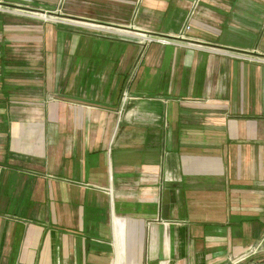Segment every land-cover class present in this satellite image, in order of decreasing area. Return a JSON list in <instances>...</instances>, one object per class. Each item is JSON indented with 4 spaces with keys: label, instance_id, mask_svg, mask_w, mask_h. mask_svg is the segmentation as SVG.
I'll list each match as a JSON object with an SVG mask.
<instances>
[{
    "label": "crops",
    "instance_id": "0c3cea01",
    "mask_svg": "<svg viewBox=\"0 0 264 264\" xmlns=\"http://www.w3.org/2000/svg\"><path fill=\"white\" fill-rule=\"evenodd\" d=\"M5 1L0 264H230L264 249V60L231 53L264 58V0H61L74 21L56 31L53 5L31 1L36 17ZM182 31L178 45L136 38Z\"/></svg>",
    "mask_w": 264,
    "mask_h": 264
},
{
    "label": "rangeland",
    "instance_id": "374dc122",
    "mask_svg": "<svg viewBox=\"0 0 264 264\" xmlns=\"http://www.w3.org/2000/svg\"><path fill=\"white\" fill-rule=\"evenodd\" d=\"M31 1H33V0H16V2L19 4L18 6H13L11 4H7L6 5L4 3H3V5L6 6L5 7L6 9H8V8L10 10L14 9L16 11L21 12L22 14L26 13V14H29V15H32V16H36V17L44 15V12H43V14L39 13L41 11L38 10V7L37 8L34 7ZM36 1H39V3H41V5H42V3L48 4V6H50V5L52 6L53 5V8H55V9H53L52 13H46L47 16L46 15L43 16V17L46 16L48 21L49 20L52 21V24L54 26L55 31L58 30L57 29L58 27L63 25V22L65 23L67 21H69V22H73L74 21L71 18H69L67 20V17L63 16V14H61L62 13L61 9H60L61 0H36ZM37 20L39 22L38 18H37ZM44 24H46V23H44ZM90 26H93V25H90ZM37 36L38 37H37L35 43H33L34 44L33 46L35 47V46H37L39 44L38 49L35 51L36 47L35 48L33 47V51L31 50L32 52L31 51H27L26 52V50H24L23 51V53H24L23 55H28V54H30V52L33 53V54L37 53L38 55L42 53V49H44V48L41 47V45H42V43H45V39H44L45 36H41L40 33ZM28 49H30V47H28ZM262 249L263 248H260L259 250H257V252H255L249 258L245 259L244 261L240 262L239 264H255V263L263 262L264 261V251H262V253L260 252Z\"/></svg>",
    "mask_w": 264,
    "mask_h": 264
},
{
    "label": "built area",
    "instance_id": "2783aa9c",
    "mask_svg": "<svg viewBox=\"0 0 264 264\" xmlns=\"http://www.w3.org/2000/svg\"><path fill=\"white\" fill-rule=\"evenodd\" d=\"M190 26L186 24V27L184 30L188 29ZM137 41L139 43V45L141 46V48L143 49V47H145L146 45L150 44V43H161V44H167V45H171V44H181L184 43L181 39L184 38L183 35V31L180 33H177L175 35H164V34H152V33H142V34H138L136 36ZM232 55H234L235 57L242 59V60H249V61H256V62H261L264 60V58H260L257 57L255 55L252 54H248V53H240V52H231ZM130 97H128L127 95V91L124 90L123 91V95H122V101H126L128 100ZM257 248L253 249L251 248V250H249L247 253H245L244 255L237 257L236 259L232 260L230 264H239L240 262L244 261L245 259L249 258L252 254H254L255 252H257ZM115 261V260H114ZM114 264V262H113Z\"/></svg>",
    "mask_w": 264,
    "mask_h": 264
},
{
    "label": "water",
    "instance_id": "95a60500",
    "mask_svg": "<svg viewBox=\"0 0 264 264\" xmlns=\"http://www.w3.org/2000/svg\"><path fill=\"white\" fill-rule=\"evenodd\" d=\"M169 187H171V184H165V190H163L162 192V203H165L167 204L168 203V196H169ZM255 264H264V261L263 262H260V263H255Z\"/></svg>",
    "mask_w": 264,
    "mask_h": 264
},
{
    "label": "bare ground",
    "instance_id": "6f19581e",
    "mask_svg": "<svg viewBox=\"0 0 264 264\" xmlns=\"http://www.w3.org/2000/svg\"><path fill=\"white\" fill-rule=\"evenodd\" d=\"M118 264H122V263H118Z\"/></svg>",
    "mask_w": 264,
    "mask_h": 264
}]
</instances>
